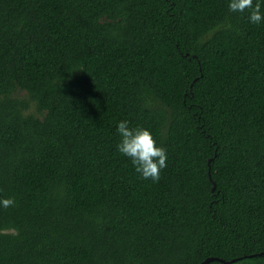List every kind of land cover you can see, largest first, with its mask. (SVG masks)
<instances>
[{
  "label": "trees",
  "instance_id": "16d2710c",
  "mask_svg": "<svg viewBox=\"0 0 264 264\" xmlns=\"http://www.w3.org/2000/svg\"><path fill=\"white\" fill-rule=\"evenodd\" d=\"M246 16L0 0V264H264V22ZM121 120L166 149L157 182L116 151Z\"/></svg>",
  "mask_w": 264,
  "mask_h": 264
},
{
  "label": "clouds",
  "instance_id": "9594fccd",
  "mask_svg": "<svg viewBox=\"0 0 264 264\" xmlns=\"http://www.w3.org/2000/svg\"><path fill=\"white\" fill-rule=\"evenodd\" d=\"M262 5L264 0H227L228 12L247 13V21L251 24L264 22ZM116 133L119 136L116 151L130 162L140 178L157 182L161 171L167 167L168 156L166 149L158 146L152 132L144 127H132L128 120H121L116 124ZM14 204L13 198L0 199V207L5 209Z\"/></svg>",
  "mask_w": 264,
  "mask_h": 264
},
{
  "label": "water",
  "instance_id": "95a60500",
  "mask_svg": "<svg viewBox=\"0 0 264 264\" xmlns=\"http://www.w3.org/2000/svg\"><path fill=\"white\" fill-rule=\"evenodd\" d=\"M214 189H215V185L213 184V190H214ZM263 255H264V253H261V254H260V256H263ZM214 261H216V262H220L221 264H232V263L235 262V260H232V261H230V262H225V261L220 260V259H217V258H208V259H206L204 262H202L201 264H209V263L214 262Z\"/></svg>",
  "mask_w": 264,
  "mask_h": 264
}]
</instances>
